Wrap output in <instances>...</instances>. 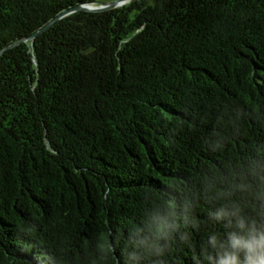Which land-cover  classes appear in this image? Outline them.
I'll use <instances>...</instances> for the list:
<instances>
[{
  "label": "trees",
  "instance_id": "obj_1",
  "mask_svg": "<svg viewBox=\"0 0 264 264\" xmlns=\"http://www.w3.org/2000/svg\"><path fill=\"white\" fill-rule=\"evenodd\" d=\"M94 2L0 0V264H220L264 233V0L33 36Z\"/></svg>",
  "mask_w": 264,
  "mask_h": 264
},
{
  "label": "clouds",
  "instance_id": "obj_2",
  "mask_svg": "<svg viewBox=\"0 0 264 264\" xmlns=\"http://www.w3.org/2000/svg\"><path fill=\"white\" fill-rule=\"evenodd\" d=\"M229 243L232 251L222 256L220 264H264V233L258 239L255 236L237 239L233 235Z\"/></svg>",
  "mask_w": 264,
  "mask_h": 264
},
{
  "label": "water",
  "instance_id": "obj_3",
  "mask_svg": "<svg viewBox=\"0 0 264 264\" xmlns=\"http://www.w3.org/2000/svg\"><path fill=\"white\" fill-rule=\"evenodd\" d=\"M131 0H114V1H108V2H94L91 4H80V5H76L72 8H69L65 11H63L60 15H58L55 19H53L52 21H50L48 24H46L45 26H43L38 32H36L33 36L45 31L46 29H48L56 20L69 15L75 11L78 10H85V11H104L107 9H111L117 6H121L127 2H129ZM3 51V50H2ZM2 51H0V54L2 53Z\"/></svg>",
  "mask_w": 264,
  "mask_h": 264
},
{
  "label": "rangeland",
  "instance_id": "obj_4",
  "mask_svg": "<svg viewBox=\"0 0 264 264\" xmlns=\"http://www.w3.org/2000/svg\"><path fill=\"white\" fill-rule=\"evenodd\" d=\"M100 2H108V1H114V0H98Z\"/></svg>",
  "mask_w": 264,
  "mask_h": 264
}]
</instances>
